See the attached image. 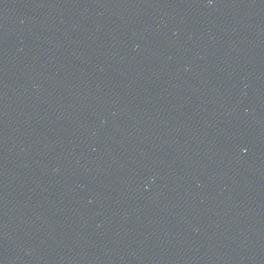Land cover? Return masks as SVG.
<instances>
[{
	"label": "water",
	"instance_id": "1",
	"mask_svg": "<svg viewBox=\"0 0 264 264\" xmlns=\"http://www.w3.org/2000/svg\"><path fill=\"white\" fill-rule=\"evenodd\" d=\"M0 264H264V84L187 0H0Z\"/></svg>",
	"mask_w": 264,
	"mask_h": 264
}]
</instances>
